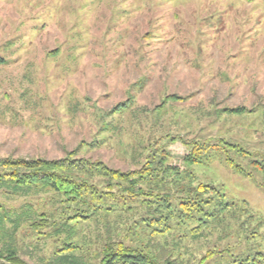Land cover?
<instances>
[{
    "label": "rangeland",
    "instance_id": "1",
    "mask_svg": "<svg viewBox=\"0 0 264 264\" xmlns=\"http://www.w3.org/2000/svg\"><path fill=\"white\" fill-rule=\"evenodd\" d=\"M123 103L130 112L111 114ZM161 134L176 137L175 165L204 141L245 150L229 156L246 171L264 162V0H0V158L77 151L133 171L138 146ZM189 170L264 217L259 173L223 154ZM203 242L191 253L218 241ZM18 243L26 264H60L51 244Z\"/></svg>",
    "mask_w": 264,
    "mask_h": 264
},
{
    "label": "trees",
    "instance_id": "2",
    "mask_svg": "<svg viewBox=\"0 0 264 264\" xmlns=\"http://www.w3.org/2000/svg\"><path fill=\"white\" fill-rule=\"evenodd\" d=\"M163 108L153 111L155 120ZM130 111L123 103L111 114ZM149 139L138 146L142 162L133 171L77 158V151L56 160L0 158V264H26L18 241L51 244L60 264H264V217L228 202L218 187L196 183L189 170L223 154L235 172L264 181V162L251 161L246 171L229 156L234 150L245 158V150L204 141L186 143L189 151L175 165L165 144L176 137ZM212 239L218 242L203 255L191 253Z\"/></svg>",
    "mask_w": 264,
    "mask_h": 264
}]
</instances>
